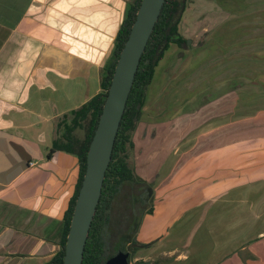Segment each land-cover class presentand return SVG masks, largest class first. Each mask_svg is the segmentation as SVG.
<instances>
[{"label": "crops", "instance_id": "obj_1", "mask_svg": "<svg viewBox=\"0 0 264 264\" xmlns=\"http://www.w3.org/2000/svg\"><path fill=\"white\" fill-rule=\"evenodd\" d=\"M131 1L0 0V264H44L60 248L79 162L54 143H67L63 122L101 90ZM217 140L200 156L156 159L152 175L172 178L159 189L169 199L136 238L156 231L160 264H264V158L235 184L209 179L239 160Z\"/></svg>", "mask_w": 264, "mask_h": 264}, {"label": "rangeland", "instance_id": "obj_2", "mask_svg": "<svg viewBox=\"0 0 264 264\" xmlns=\"http://www.w3.org/2000/svg\"><path fill=\"white\" fill-rule=\"evenodd\" d=\"M179 33L189 43L183 48L171 44L157 65L132 133L134 146L129 149L131 167L150 185L152 214L169 199L165 189H159L172 180L162 173L152 175L157 158L200 156L206 152L201 148L203 142L218 139L226 145L224 157L239 160L226 165L224 172L209 175V179L224 174L225 182L232 184L258 170L259 159L264 158V0H185ZM78 135L83 137L84 130L78 129ZM192 145L194 150L187 149ZM208 161L213 159L209 157ZM168 167L170 162L164 166ZM124 191L115 202L116 215L107 226L108 251L126 233L130 224L125 220L135 214L128 209V198L123 200ZM140 229L141 225L135 236L144 239ZM148 231L145 239L149 240H136L152 245L136 249L130 264L168 262L167 257L159 258L149 249L158 239L153 228Z\"/></svg>", "mask_w": 264, "mask_h": 264}, {"label": "trees", "instance_id": "obj_3", "mask_svg": "<svg viewBox=\"0 0 264 264\" xmlns=\"http://www.w3.org/2000/svg\"><path fill=\"white\" fill-rule=\"evenodd\" d=\"M140 1L141 0H133L127 4L124 18L121 21L115 37L111 58L104 68V73L100 81L101 90L78 109L73 110L71 113L72 118L69 122H63L64 131L62 133V138H64L67 143L64 145L58 144L57 142L54 143V147L58 149L75 152L78 157L79 171L74 192L63 215V228L59 244L60 248L52 258L44 264L63 263L66 235L75 199L85 171L86 153L110 86L115 63L128 37ZM184 9L185 0L164 1L158 20L154 25L144 52L141 55L135 72L133 85L128 95L115 137L111 160L103 180L101 195L89 229L83 252L82 264H104L108 257L119 250L125 249L129 250V261H131L132 254L136 249L142 246L152 245V243H139L135 236L143 216L152 213L153 205L149 201L151 197V195H149L151 192L150 185L134 172L129 163V149L134 146L132 133L142 115L146 91L154 78L157 65L171 44H175L179 48H183L187 45V39L179 33V22ZM62 120L64 121L65 119ZM77 127H82L84 130V137L80 141L72 135ZM123 190L126 191V193H124L126 196L123 200L128 198V209L134 211L136 215L133 214L129 216L128 221L125 220V222L130 224L126 229V233L121 234L119 240L114 242L111 248L112 250L108 251L105 242L107 226L116 215L114 210L116 207L115 202ZM134 191H136L137 194L139 193V197L135 195ZM120 209L121 208H118V211H120ZM120 214L121 211L118 215V223L121 222L119 221L121 219L119 218Z\"/></svg>", "mask_w": 264, "mask_h": 264}, {"label": "water", "instance_id": "obj_4", "mask_svg": "<svg viewBox=\"0 0 264 264\" xmlns=\"http://www.w3.org/2000/svg\"><path fill=\"white\" fill-rule=\"evenodd\" d=\"M165 0H141L128 37L120 50L93 137L86 153L85 171L75 199L64 245L62 264H82L105 173L135 72ZM189 43V40H187ZM130 252L119 250L104 264H130ZM137 264H151L140 261Z\"/></svg>", "mask_w": 264, "mask_h": 264}, {"label": "built area", "instance_id": "obj_5", "mask_svg": "<svg viewBox=\"0 0 264 264\" xmlns=\"http://www.w3.org/2000/svg\"><path fill=\"white\" fill-rule=\"evenodd\" d=\"M31 165H33L34 163L33 162H30Z\"/></svg>", "mask_w": 264, "mask_h": 264}, {"label": "flooded vegetation", "instance_id": "obj_6", "mask_svg": "<svg viewBox=\"0 0 264 264\" xmlns=\"http://www.w3.org/2000/svg\"><path fill=\"white\" fill-rule=\"evenodd\" d=\"M128 248V247H127ZM125 250H128V249H125ZM129 251V250H128Z\"/></svg>", "mask_w": 264, "mask_h": 264}]
</instances>
